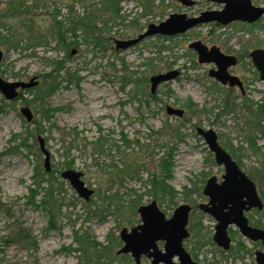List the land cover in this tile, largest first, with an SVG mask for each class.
Masks as SVG:
<instances>
[{"label": "rangeland", "instance_id": "1", "mask_svg": "<svg viewBox=\"0 0 264 264\" xmlns=\"http://www.w3.org/2000/svg\"><path fill=\"white\" fill-rule=\"evenodd\" d=\"M67 2L44 0L43 5L35 6L34 1H25V10L17 12L10 9L9 0H0V15L5 9L9 13L0 17V34L16 35L20 40L18 46H8L0 39L4 51L0 77L28 82L37 76L38 80L36 86L21 91L24 98L18 101L7 100L0 91V264H136L130 254L117 253L124 244L120 234L123 228L142 223L138 208L153 200L167 218L178 206H191L187 226L190 236L184 246L194 260L205 264L213 260H220V264H257L255 252L264 247L245 238L237 225L228 229L235 239L233 244L244 240L252 255L246 254L242 260L222 258L221 248L213 241L217 220L200 204L209 202L203 192L207 180L216 176L222 182L225 168L216 162L198 128L214 129L220 145L248 175L264 169V121L260 128L249 127L252 114L247 107L264 99V80L251 57L246 56L256 48L264 49V16L254 24L204 23L181 34L149 36L127 49H117L116 39L135 38L151 23L158 24L172 13L194 17L224 7L214 0H196L193 6L176 0H123L126 20L108 23L104 34L109 37L108 43L101 48L85 43L60 47L53 33V13L60 11L58 19H63L68 12ZM252 2L264 6V0ZM75 10L83 12L80 3ZM33 24L32 32L41 36L39 44H33L30 37L28 29ZM197 40L243 57L229 71L243 81L244 93L210 75V69L217 66L198 61L197 52L190 48ZM63 58L69 60L67 64L73 71L78 70L80 81L69 84L61 75V84L53 94L36 99L38 89L44 90V75ZM173 69L180 72L179 76L162 83L156 90L157 97L151 99L150 77ZM127 75L140 80L138 94L131 93L133 79L124 84L123 76ZM26 99L36 100L27 103ZM191 100L197 105L195 110L188 108ZM232 102L236 106L229 110L227 103ZM23 106L31 108V121L21 114ZM42 106L57 110L51 122L43 121L44 131L39 132L33 120L41 117ZM168 106L185 113L169 114ZM248 129H252L255 148L247 138ZM29 132L33 135L29 142L34 143L31 151L20 145ZM40 136L50 151L51 167L64 169L65 161L74 160L72 169L82 172L85 185L94 190L89 200L81 197L61 174L48 205L42 203L44 189L33 195L37 172L47 177ZM102 137L106 141L104 152L96 149ZM163 159L170 163L167 182L174 189L173 195L149 191L153 175L162 174ZM253 180L264 194V179ZM42 185L48 187L49 182ZM135 202H139L137 206ZM49 207H55L54 225ZM246 216L252 223L260 220L264 224V210H252ZM81 241L88 245L87 254ZM109 244H113L110 250H105ZM158 246L163 249L164 242L159 241ZM100 252L103 255L97 260ZM124 255L129 256L127 261ZM140 264L152 262L143 256Z\"/></svg>", "mask_w": 264, "mask_h": 264}, {"label": "water", "instance_id": "2", "mask_svg": "<svg viewBox=\"0 0 264 264\" xmlns=\"http://www.w3.org/2000/svg\"><path fill=\"white\" fill-rule=\"evenodd\" d=\"M185 6H193L196 0H177ZM224 4L221 10H207L199 16L188 17L186 13H173L159 24L151 23L147 30L135 38L121 40L116 39L117 49H127L136 45L149 36L177 35L188 31L204 23H219L228 25L233 22L254 23L264 16V6L255 5L252 0H214ZM190 48L198 54L200 63H215L216 69H210L209 73L223 85L239 87L242 93L244 83L239 76L232 74L229 69L238 64L236 55L224 53L218 46L208 47L201 40L194 41ZM4 52L0 50V63ZM252 62L264 80V49L256 48L251 53ZM178 70H170L157 73L150 77L151 92L156 93L157 88L165 82L174 80L179 76ZM38 83L37 76L30 81H7L0 77V91L7 100H14L19 95L20 89L32 88ZM167 112L183 116V109L168 106ZM21 113L31 121L33 112L30 107L23 106ZM210 150L215 154L218 164L225 167L223 181L218 182L216 176L210 177L203 189L204 194L209 197L208 204H201L200 208L211 214L217 220L214 241L224 250H228L232 244V238L228 232L230 225L238 226L240 233L252 240L262 241L264 246V229L250 224L245 212L252 208H264V202L258 192L255 181L240 167L232 155L220 145L218 134L212 128H198ZM40 148L45 154V167L51 170V154L45 146V139L40 136ZM62 177L68 179L78 194L89 200L94 190L89 189L82 180V172L74 169H65ZM142 223L136 227L123 228L121 239L124 242L119 253H130L137 264H140L143 255L152 259V264H178L174 258H178L180 264H203L195 261L190 252L184 247V240L190 236L188 229L191 206L182 204L178 206L170 218L160 209L154 200L147 205L138 208ZM158 241H164V247L158 246ZM257 264H264V251L255 252Z\"/></svg>", "mask_w": 264, "mask_h": 264}, {"label": "trees", "instance_id": "3", "mask_svg": "<svg viewBox=\"0 0 264 264\" xmlns=\"http://www.w3.org/2000/svg\"><path fill=\"white\" fill-rule=\"evenodd\" d=\"M28 1H34L35 6H41L43 5L44 0H9L10 9L12 11L21 12L24 9ZM67 15L63 19H58V17L61 15L60 11H55L53 13L54 17V29L53 33L57 35L58 38V46L63 47L64 45H71V46H78L82 43H85L87 45H90L95 48H101L102 45L109 42V37H106L104 34L106 32V28H108V23H116L117 20H120L124 22L126 20V16L122 14V6L121 3L123 0H67ZM80 3L83 12L78 13L77 10H75V5ZM148 7H146L147 9ZM6 10V9H5ZM0 15L1 16H7L9 15L8 11H6ZM131 25H135L134 22H131ZM34 24L29 27V31L32 32L34 29ZM35 32V31H33ZM30 35L31 39L33 40V44H39L41 42V36L36 35L33 33ZM1 43L8 46H18L19 41L16 35H2L0 34ZM248 57H250L249 53H246ZM68 54H66L67 56ZM240 60H242V56L238 55ZM69 60L66 59H59L55 61V67L53 70H51L48 74L44 75V90L38 89L36 92V99L37 98H44L45 96H48L50 94H53L55 90L59 87L61 84V81L59 80V76L63 75V81H68L69 84H72L70 82H75L78 84L80 81V78L78 76V70H72L67 64ZM134 80V87L131 91L132 94H138L139 93V85L141 83L139 79L133 77V76H123L124 84H127V81ZM30 92V91H28ZM24 93L20 92L19 97L16 101L19 99L24 98ZM150 98H156L157 95L154 93L149 94ZM35 99V100H36ZM35 100H27L26 102L33 103ZM196 104L191 100L188 101V108L195 110ZM227 106L230 107L229 110H234L235 103H227ZM249 108V112L252 114V117L250 118V125L249 127H262V122L264 121V99L262 101L253 102L247 106ZM57 108H50V107H40L39 112L41 114L40 118H36L33 120L34 123L37 125V130L39 132H43V121H50L54 117V112H56ZM254 120V121H253ZM248 131L247 138L250 142V144L255 148L256 142L254 140V137L251 135L252 129L246 130ZM26 137H22L20 134H16L15 137H20V145L26 147L29 151H31L33 144L29 142L30 137H32V133L29 132ZM123 139L126 144H129V140L126 138V136H123ZM97 147L99 151L104 152V144L105 139L99 138L97 141ZM137 144L139 145L140 142L137 140ZM69 154V153H68ZM73 159H69L63 163L65 166L64 169H70L73 168ZM162 174L156 175L154 174L153 177L150 180V183L152 184V188L149 190L150 192H153L154 194L162 193V194H170L173 195L174 189L168 184L167 178L169 177L170 172V163L167 159H163L162 161ZM59 169L57 167H52L51 172H47V177L45 176V173L42 175L40 172H37L35 175L36 179V187L32 189L33 195L37 194L39 190L44 189L45 192V198L42 200V203L48 205V200L53 197L54 191L58 188L54 187L55 182L58 181L59 178H61V173L64 170ZM120 172H123V169H119ZM57 175V176H56ZM249 176L253 179H257V177H260L264 179V169L251 171L249 173ZM49 182L48 187H44L42 184L43 182ZM157 196V195H156ZM264 197V194H263ZM139 202H135L134 206H137ZM54 208L55 207H49V210H51L50 214V222L52 225L55 224V215H54ZM58 209H60V205L58 206ZM254 226L262 227L264 226L263 223H261L260 220H257L256 222L252 223ZM194 235L198 236L195 231ZM82 240V239H79ZM235 241V239H233ZM109 242H112L111 235H109ZM113 244H109L104 247L105 250H110V246ZM81 246L85 251V254H87V244L85 241H81ZM222 258H235L236 259H244L246 254L252 255V250L248 248L247 244L244 240H238L237 244H233L229 250H220ZM103 255V252H100L99 255H97L98 259L101 258ZM89 259V255L86 256ZM124 260H128L129 256L124 255ZM220 260H216L213 262H207L206 264H220ZM242 264H245L242 262Z\"/></svg>", "mask_w": 264, "mask_h": 264}, {"label": "flooded vegetation", "instance_id": "4", "mask_svg": "<svg viewBox=\"0 0 264 264\" xmlns=\"http://www.w3.org/2000/svg\"><path fill=\"white\" fill-rule=\"evenodd\" d=\"M237 58H238V63L239 62H241V60H240V58H239V56H237ZM26 90V89H25ZM21 91H23V89H21ZM20 91V92H21ZM225 168V167H224ZM218 180V179H217ZM255 180H257V179H255ZM223 181V180H222ZM257 184V183H256ZM257 188H258V185H257ZM258 192H259V189H258ZM259 194H260V192H259ZM260 196H261V198H262V200H263V202H264V197H263V194H260ZM209 203V202H208ZM208 203H206V204H208ZM201 205V204H200ZM252 210H256V211H262V210H264V208L262 209V210H260L259 208H252L251 210H249V211H246V212H250V211H252ZM246 212H245V214H246ZM257 221V220H256ZM255 221V222H256ZM249 222H250V220H249ZM250 224L251 225H253L252 224V222H250ZM231 226V225H230ZM229 226V227H230ZM254 226V225H253ZM255 227H257V226H255ZM258 228H262V229H264L263 228V226L262 227H258ZM229 229V228H228ZM228 232H229V230H228ZM246 238V237H245ZM248 239V238H247ZM248 240H250V239H248ZM213 241H214V236H213ZM250 241H252V240H250ZM159 242V241H158ZM252 242H260V244L263 246V244H262V241H252ZM214 243H215V241H214ZM232 244H233V239H232ZM232 244H231V246H232ZM218 246V245H217ZM219 247V246H218ZM264 247V246H263ZM222 250H224L222 247H220ZM231 248V247H230ZM225 251V250H224ZM262 251H264V250H262ZM194 259V258H193ZM255 261H256V258H255ZM199 262V261H198ZM200 263H202V262H200ZM257 263V262H256ZM203 264H205V263H203Z\"/></svg>", "mask_w": 264, "mask_h": 264}]
</instances>
